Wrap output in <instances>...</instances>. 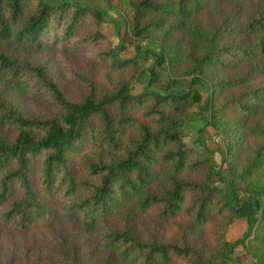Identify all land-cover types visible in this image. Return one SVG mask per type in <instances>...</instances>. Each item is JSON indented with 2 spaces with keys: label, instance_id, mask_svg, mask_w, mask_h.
Instances as JSON below:
<instances>
[{
  "label": "trees",
  "instance_id": "obj_1",
  "mask_svg": "<svg viewBox=\"0 0 264 264\" xmlns=\"http://www.w3.org/2000/svg\"><path fill=\"white\" fill-rule=\"evenodd\" d=\"M106 1L111 9L124 12L125 30L118 18L90 4L0 0L1 42L38 48L53 40L75 51L91 49L106 69L101 81L74 71L84 88L74 98L43 63L0 46V220L23 231L46 220L57 238L56 256L63 264H83L87 253L76 236L55 231L51 223L56 211L86 232L96 233L110 252L103 264H169L176 258L187 264H230L238 245L248 250L254 264H264V113L253 123L245 121L259 116L264 102V83L254 84L257 75L264 76V12L257 10L238 22L233 14H223L219 4L224 0ZM211 7L220 20L203 25L198 17ZM108 20L121 42L128 35L150 39L160 51L137 46L134 56H121L126 47L113 48L104 33ZM241 34L253 36V42L225 40ZM147 54L156 56L148 69L150 84L158 80L155 66L168 63L174 71L183 69L184 76L192 77L188 87L134 94L140 61ZM243 63L247 65L240 73L210 76L233 71ZM204 78H211L213 89L203 101L193 86ZM177 83L174 78L169 84ZM33 87L55 105L54 112L25 113L9 97ZM228 90L231 94L219 102V95ZM201 102L210 112L204 127L221 130L230 142L225 191L216 185L215 162L205 152L209 150L205 140L200 139L204 150L188 149L184 141L190 109ZM138 112L148 120L141 121ZM233 128L239 132L245 128L255 138L252 154L242 164L234 152L238 142L232 138ZM188 172L199 176L190 177ZM52 198L58 201L57 209ZM148 212L173 221L182 214L189 224L176 239L166 240L156 233L141 238L133 219ZM212 215L218 217L219 256L204 253L187 231L191 223L206 225ZM115 218L121 225L114 223ZM235 219H246L248 229L232 242L226 234ZM221 256L225 257L222 262ZM22 264L54 263L38 257L34 262L24 258Z\"/></svg>",
  "mask_w": 264,
  "mask_h": 264
},
{
  "label": "rangeland",
  "instance_id": "obj_2",
  "mask_svg": "<svg viewBox=\"0 0 264 264\" xmlns=\"http://www.w3.org/2000/svg\"><path fill=\"white\" fill-rule=\"evenodd\" d=\"M71 2H77L81 4H90L93 6L101 7L106 10V13L112 18L118 20L122 24L125 30L126 17L123 11L113 10L109 6L110 4L106 0H69ZM60 3V2H58ZM223 8V14H233V19L238 22L245 21L248 17L253 16L257 10L264 12V3H258L254 0H248L246 2H232L224 0L219 4ZM200 22L204 24L218 23L220 20L219 15L216 13L213 7L205 10L199 15ZM104 33L109 37L111 46L113 48L123 44L126 48L120 51L121 56L129 57L134 56L137 46L141 47L144 51H160V47L157 43L150 39H136L131 36H126L125 40L121 42L120 37L116 33L115 25L112 21H106L103 26ZM253 36L247 34L227 36L226 41L237 42L239 40L244 43L253 42ZM48 44L38 48H30L26 45L18 44L14 41L1 42L0 46H3L8 53L16 56L23 57L27 60L41 62L46 66L48 73L64 86L67 93L74 98H79L84 88L82 84L75 79L74 71L85 72L91 75L95 80L101 81L104 78L106 69L97 61L95 55L91 49H84L75 51L67 46L62 45L59 42H53V40H47ZM108 46V44H104ZM148 57L142 58L140 61V68L133 84L132 92L134 94L141 93L146 89H154L164 93L169 89L179 88L183 89L188 87V84L192 81L191 76H184L183 69L174 71L171 69L168 63L162 66H155L158 71V80L153 84H150L151 73L148 70L151 65L154 64L155 55L147 54ZM264 64V61H262ZM247 63H243L239 67H235L225 71H219L212 73L210 76L215 75H227L229 73H240ZM233 67V66H232ZM232 71V72H230ZM126 75V74H123ZM176 78L178 83L171 86L169 83L172 79ZM211 78L201 79L200 82L194 83V88L197 89L202 97L203 101L209 96L211 89H213ZM264 76L257 75L254 79V84H263ZM232 90H228L222 93L218 97V101H224L227 96L231 94ZM10 98L20 107L25 113L45 114L54 112L56 107L50 103L44 96L36 92V88L29 89V92H12L9 95ZM217 101V102H218ZM264 113V102L261 105V114L251 120L246 119V123H253L255 120L260 119ZM137 115L141 118V121L148 119L138 112ZM210 118V112L202 108V102L194 103L190 109L189 118L187 124L183 128L184 141L188 149L200 148L203 149L200 139L205 140L209 150L205 149V152L210 153L214 158L216 167V185L220 187L222 191H225L227 181H229L228 162L232 159V156L228 152L229 139L221 131L216 129L212 125H206L204 122ZM194 119H200L198 123L194 122ZM204 127V131H200ZM232 138L236 139L238 144L234 147L237 160L239 164L246 161L252 154V145L255 142V138L250 136L245 128H242L240 132L237 128H233ZM195 143V144H194ZM227 160L225 161V159ZM190 177H198L197 172H188ZM190 199V195L188 196ZM51 203L54 204L57 209L58 201L51 199ZM56 211L52 226L55 231L65 236H76L80 241V248L83 252L87 253L83 264H103L106 257L110 254L109 250L102 247V244L98 241L96 233L86 232L83 226L78 222H75L65 214L58 213ZM217 216L212 215L210 221L201 227H196L192 223L187 226L189 239L193 243L202 249L204 253H215L219 256L221 251L220 245L217 240V234L215 230V223ZM114 223L121 225V221L118 218L113 219ZM244 221V222H243ZM134 230L141 238H148L151 233L165 238L166 240L176 239L182 233V228L189 224L188 217L185 215H179L176 220H161L156 216L154 212H148L143 215H138L133 219ZM248 229V225L244 219H235L233 224L229 227L226 234L229 241H237L242 237ZM69 249V247L67 246ZM59 249L57 244V238L51 234L49 225L46 220H41L30 227L28 231H23L17 227L5 224L0 220V261L10 260V264H22L24 258H29L32 262L36 261L39 257L46 263L63 264L56 256V252ZM233 261L230 264H254L253 257L243 245H238L233 248ZM225 257L219 258L220 262L224 261ZM116 264H127L118 262ZM169 264H187L185 260L176 258Z\"/></svg>",
  "mask_w": 264,
  "mask_h": 264
},
{
  "label": "crops",
  "instance_id": "obj_3",
  "mask_svg": "<svg viewBox=\"0 0 264 264\" xmlns=\"http://www.w3.org/2000/svg\"><path fill=\"white\" fill-rule=\"evenodd\" d=\"M49 1L52 2V3H58V2H61L62 0H49ZM198 121H200V119H194V122L198 123ZM244 220L246 221V219H244ZM246 224L248 225L247 221H246Z\"/></svg>",
  "mask_w": 264,
  "mask_h": 264
}]
</instances>
